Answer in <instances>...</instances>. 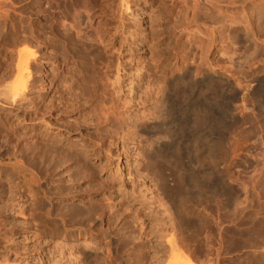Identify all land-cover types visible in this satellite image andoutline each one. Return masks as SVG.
Returning <instances> with one entry per match:
<instances>
[{
    "label": "rangeland",
    "instance_id": "374dc122",
    "mask_svg": "<svg viewBox=\"0 0 264 264\" xmlns=\"http://www.w3.org/2000/svg\"><path fill=\"white\" fill-rule=\"evenodd\" d=\"M70 1L39 0L36 24L29 6H17L10 19L17 28L0 42V264L32 250V264H70L71 246L95 247L101 227L87 228L76 213L74 228L70 206L102 197L116 211L118 229L109 234L118 249L107 246L105 257L117 264H264V0H130L128 10L121 0H86L94 24L70 11ZM95 30L109 33L103 52L89 40ZM78 31L88 35V66L71 52ZM123 36L132 37L124 52L131 73H146L135 81L138 96L155 93L164 78L170 99L150 122L159 132L140 131L124 147L126 130L104 119L117 103L109 84ZM96 83L98 92L110 88L95 92ZM146 106L139 108L152 112L154 101ZM70 149L100 166L93 171L105 183L100 195H89V183L70 170ZM5 240L24 254L7 259Z\"/></svg>",
    "mask_w": 264,
    "mask_h": 264
},
{
    "label": "bare ground",
    "instance_id": "6f19581e",
    "mask_svg": "<svg viewBox=\"0 0 264 264\" xmlns=\"http://www.w3.org/2000/svg\"><path fill=\"white\" fill-rule=\"evenodd\" d=\"M84 1H86V0H72V2L70 1V11H72L73 9H75L74 10V13H76V14H78L80 11H82V13H84V19H86L87 18V20H88V22L90 23V24H92L93 23V18H94V16L96 15V14H94L93 12V14H91L90 13V8H89V5H87L86 4V2H84ZM50 2V1H49ZM88 2V1H87ZM90 2V1H89ZM88 2V3H89ZM101 2H103V1H101ZM98 3V2H97ZM119 3V2H118ZM130 0H121V4H122V7H125V9H129L130 8ZM94 4V3H93ZM115 4V3H114ZM97 5H99V4H97ZM105 5V4H104ZM25 7V6H29L30 7V9H31V11H32V16H33V23L34 24H36V22H37V18H38V15H39V10H40V2H39V0H0V42H4L8 37H9V33H8V29L10 28V26L11 27H14L16 24H14L13 22H11L10 23V19H11V17L13 16L12 15V11L11 10H14V9H16V7ZM54 7V6H53ZM97 7V6H96ZM103 7V6H102ZM120 7V6H119ZM93 8V7H92ZM110 10V9H109ZM118 10V9H117ZM84 11V12H83ZM95 11V10H94ZM102 11V10H101ZM103 12V11H102ZM80 14V16H81V12L79 13ZM131 14V13H130ZM83 15V14H82ZM110 15V14H109ZM107 16V15H106ZM97 17V16H96ZM79 18H82V16L81 17H79ZM193 18H195V17H193ZM101 19H103V18H101ZM107 19V18H106ZM78 20V22L80 21V19H77ZM117 20V19H116ZM123 20V19H122ZM76 21V20H75ZM75 21H74V23H75ZM87 22V21H86ZM104 22V21H103ZM134 22V21H133ZM120 23V22H119ZM126 23V22H125ZM11 24V25H10ZM94 24V23H93ZM107 24V23H106ZM122 24V23H121ZM124 24V23H123ZM136 24V23H135ZM13 25V26H12ZM17 25H19V24H17ZM100 25V24H99ZM125 25V24H124ZM124 25H122V26H124ZM37 26V25H36ZM79 26H80V24H79ZM78 26V27H79ZM86 26V25H85ZM101 26V25H100ZM100 26L97 28V30L100 28ZM126 26V25H125ZM75 27V26H74ZM97 27V26H96ZM17 28V26H15V29ZM71 28V27H70ZM90 28L91 29H93L91 26H90ZM102 28V27H101ZM91 29L89 30V31H91ZM107 29V28H106ZM79 30V29H78ZM80 30H81V28H80ZM95 30L96 32H94V36H95V39H89V40H91L92 42H93V40H95L96 41V45H98V46H94L97 50H103L104 49V47H105V39H106V36L109 34V33H103V34H100V33H98V31L100 30ZM109 30V29H108ZM85 31V30H84ZM82 32V31H81ZM80 31H78L77 32V35L76 36H78V37H75V38H72V36L70 35V40L72 41L71 42V44H73V49H72V53H73V56L74 57H79L80 58V60L82 61V63H83V65H85V66H88V63L90 62V61H93V60H90L89 59V57H88V55L90 54V52L91 51H89V50H91V49H87L86 48V46L83 44V43H85V42H83L82 40H85L84 38L86 37V39L88 38V35L87 36H85L84 35V38H82V37H80L79 35H80V33H81ZM102 32V31H101ZM120 32V31H119ZM136 32V31H135ZM11 33V32H10ZM116 33H117V31H116ZM126 33V32H125ZM152 33V32H151ZM150 33V34H151ZM160 33V32H159ZM73 34V33H72ZM15 35V34H14ZM103 35H104V37H103ZM111 35V34H110ZM114 35V34H113ZM113 35H111V36H113ZM115 36V35H114ZM113 36V37H114ZM131 36L129 37V36H123V38H122V40H121V42H120V49L118 50L119 51V59H118V61L116 62V67H115V72H116V75L114 76V79L112 80V82L110 83V81L109 80H107L109 83V86L111 87V91L115 94V96H116V101H117V103H114V104H112L111 103V107H110V110L108 111V114H106V116H104L105 118L104 119H106V121L107 122H112V123H117V126H119V128L118 129H120L121 131L122 130H126V133H125V131H124V133H125V136H123L122 137V139H121V144L123 145V147H124V144H125V142L127 143V141L129 140V139H133V136L134 135H136L137 133H139L140 131H144V132H146L147 134L148 133H154L155 132V130H158V128H161V124L160 125H153V123H150L151 121H155V117H157V116H155V114H162V110H163V108H164V103L166 104V100H167V103H170V99H167V96H165L166 95V90H167V88H165L164 87V85H163V79H161V78H159V83L157 84V82H156V92L154 93V92H152L151 90H149V91H146L145 92V94H146V96L145 97H140V96H138L139 94L138 93H140V92H137L138 90H137V88H138V86H135V81L137 80V81H142V80H144L145 78H146V73H141V75H140V73H139V75H133L131 72V70L132 69H130L129 68V66H131V64H132V62H130L129 60H125V57H126V54L124 53L125 52V50H126V48L125 47H127L128 45H129V43L131 44ZM21 39V38H20ZM18 40V41H20V42H23L24 41V39H22V40ZM26 39V38H25ZM29 41V40H28ZM86 41V40H85ZM111 42V41H110ZM112 42H113V40H112ZM86 44V43H85ZM103 45V46H102ZM110 45V44H109ZM72 46V45H71ZM90 46V45H89ZM101 46V47H100ZM122 47H124V49L122 50ZM107 48V47H106ZM105 48V49H106ZM93 49V48H92ZM88 51H89V54H88ZM105 51V50H104ZM92 52H94V51H92ZM103 52V51H102ZM100 53V52H99ZM115 53V52H114ZM113 53V54H114ZM93 54V53H92ZM101 54V53H100ZM85 55H87V56H85ZM23 55L22 54H20V57H22ZM94 56V55H93ZM102 56V55H101ZM104 57V56H103ZM110 57V56H109ZM92 58V57H91ZM108 58V57H107ZM111 58V57H110ZM23 59V58H22ZM93 59V58H92ZM105 59V58H104ZM31 60V59H30ZM29 60V61H30ZM90 60V61H89ZM114 60V59H113ZM139 61V60H138ZM26 63V69L25 70H27L28 71V73H30V71L28 70V66H29V62L28 61H26L25 62ZM81 63V62H80ZM111 63V62H110ZM113 63H114V61H113ZM151 63V62H150ZM97 64V63H96ZM152 64V63H151ZM82 65V64H81ZM98 67V66H97ZM114 67V66H113ZM107 68V67H106ZM110 68V67H109ZM183 68V67H182ZM84 69V68H83ZM104 69V68H103ZM112 69V68H111ZM24 70V71H25ZM86 70V69H85ZM82 71V70H81ZM91 72V71H90ZM23 73V72H22ZM27 73V72H26ZM25 73V74H26ZM31 74V73H30ZM85 74V73H84ZM94 74V73H93ZM93 74H91L92 76H93ZM179 76V75H178ZM85 77V76H84ZM95 77V76H94ZM25 78H27V77H25ZM28 78H29V76H28ZM87 78H88V76H87ZM166 78V77H165ZM179 78H181V77H179ZM178 78V79H179ZM184 78V77H183ZM30 79V78H29ZM177 79V80H178ZM211 79V78H210ZM22 80L24 81V79H23V76H22ZM26 80V79H25ZM28 80V79H27ZM27 80H26V82H25V86H24V90H26V88H27ZM78 80H79V78H78ZM81 80H83L82 79V77H81ZM85 80V79H84ZM111 80V79H110ZM165 80V79H164ZM203 80V79H202ZM207 80V79H206ZM106 81V80H105ZM183 81V80H182ZM84 82V81H83ZM153 82V81H152ZM73 83V82H72ZM85 83V82H84ZM84 83H82V84H80V85H85ZM89 83V82H88ZM87 83V84H88ZM97 83H98V81H97ZM97 83H96V85L95 86H92L93 87V90L96 88L97 90H98V88L100 87V86H102V84H99L98 83V85H100V86H97ZM105 83V82H104ZM175 83V82H174ZM86 84V85H87ZM95 84V83H94ZM148 84V83H147ZM181 84V83H180ZM233 84V83H232ZM24 85V83L22 84V86ZM85 85V86H86ZM90 86H91V84H89ZM93 85V84H92ZM136 85H138V84H136ZM89 86V88L88 89H90V90H92V87H90ZM108 86V88H110ZM73 87V86H72ZM88 87V86H87ZM95 87V88H94ZM127 87L129 88L128 90H127ZM149 87H150V85H149ZM149 87H147V89H149ZM168 87V86H167ZM82 88V87H81ZM84 88H86V87H84ZM104 88V87H103ZM107 88V87H106ZM108 88L106 89V90H104V91H107L108 90ZM77 89V88H76ZM95 89V90H96ZM147 89H145V90H147ZM154 89V88H153ZM171 89H172V87H171ZM78 90H79V88H78ZM83 90H86V89H82L81 91H83ZM93 90H92V92H93ZM95 91V92H98V91ZM103 90V89H102ZM102 90H99L100 92L102 91ZM104 91H102V92H104ZM110 91V92H111ZM126 91H129L128 93H129V96H128V98H127V96H125V92ZM169 91H170V89H169ZM80 92V91H79ZM87 92V91H86ZM100 92H98V93H100ZM109 92V91H108ZM88 93V92H87ZM90 93V92H89ZM94 93V92H93ZM105 93V92H104ZM169 93V92H168ZM167 93V94H168ZM194 93H195V90H193L192 92H191V94H193L192 96L195 98V96H194ZM81 94H83V93H81ZM95 94H97V93H95ZM94 94V95H95ZM103 94V93H102ZM172 94V93H171ZM173 94H175V93H173ZM190 94V95H191ZM12 95V94H11ZM90 95V94H89ZM89 95H87V96H89ZM106 95V94H105ZM152 95H154V97L152 96ZM104 96V95H103ZM170 96V95H169ZM173 96V95H172ZM180 97V96H179ZM193 97H190L189 99L190 100H195ZM138 98V100L136 101V99ZM193 98V99H192ZM77 99V98H76ZM163 99H165V101L163 100ZM172 100V99H171ZM76 101V100H75ZM74 101V102H75ZM92 101V100H91ZM150 101L152 102V101H154V106H155V108H154V110H152V112H150L149 110H147V112H144V111H146V110H143L142 108H145V106L147 105V104H149L150 103ZM174 101V100H173ZM17 102V101H16ZM81 102V101H80ZM113 102V101H112ZM185 102V101H184ZM195 102V101H194ZM72 103V102H71ZM91 103V102H90ZM101 103V102H100ZM189 103V102H188ZM190 103H193V102H190ZM197 103V102H196ZM98 104V103H97ZM102 104V103H101ZM119 104V105H118ZM152 104V103H151ZM181 105V104H180ZM102 106V105H101ZM139 106H141L140 108L143 110V112H142V110H141V115L140 116H137V115H139L138 114V112L137 111H140V108H139ZM175 106V105H174ZM147 107V106H146ZM180 107V106H179ZM100 108V107H99ZM135 108H139V109H135ZM134 109V110H133ZM147 109V108H146ZM95 110V109H94ZM101 111V110H100ZM149 111V112H148ZM90 112V111H89ZM102 112V111H101ZM103 113H104V111H103ZM106 113H107V110H106ZM83 114V113H82ZM94 114V113H93ZM105 114V113H104ZM137 114V115H136ZM182 114V113H181ZM100 116V115H99ZM99 118V117H98ZM159 118V117H158ZM161 118H163V117H161ZM160 119V118H159ZM191 119V118H190ZM158 120V119H157ZM105 121V123H107ZM160 121V123H161V119L159 120ZM158 121V122H159ZM163 122H164V120H163ZM162 122V123H163ZM194 122V121H193ZM89 123V122H88ZM156 124V123H155ZM158 124V123H157ZM112 125V124H111ZM164 125H165V122H164ZM195 125V124H194ZM166 126H168V125H166ZM165 126V127H166ZM99 127V126H98ZM163 127V129H164V126H162ZM170 127V126H169ZM177 127V126H176ZM118 129H116V130H118ZM167 129H168V127H167ZM119 131V130H118ZM120 131V132H121ZM191 131V130H190ZM114 132H116V131H114ZM113 132V133H114ZM123 132V131H122ZM143 132V133H144ZM158 132H159V130H158ZM119 133V132H118ZM156 133V132H155ZM154 133V134H155ZM190 133V132H189ZM115 134V133H114ZM112 135V134H111ZM139 135V134H138ZM180 135V134H179ZM116 136V135H115ZM135 137V136H134ZM143 137V136H142ZM147 137V136H146ZM198 137V136H197ZM145 138V137H144ZM189 138V137H188ZM119 139V140H120ZM151 139V138H150ZM110 140V139H109ZM135 140V139H134ZM133 140V141H134ZM145 141H148V140H145ZM120 143V142H119ZM140 143H142V141L140 142ZM173 143V142H172ZM175 144V143H174ZM154 145V144H153ZM115 146V145H114ZM32 147V146H31ZM40 147V146H39ZM54 147V146H53ZM160 147V146H159ZM44 148V147H43ZM55 148V147H54ZM53 148V149H54ZM38 149V148H37ZM73 149V148H72ZM157 149H159V148H157ZM49 150V149H48ZM47 150V151H48ZM56 150V149H55ZM166 150V149H165ZM56 151H58V150H56ZM144 151V150H143ZM29 152V151H28ZM49 152V151H48ZM52 152V151H51ZM40 153V152H39ZM110 153V152H109ZM29 154V153H28ZM40 154H42V153H40ZM44 154V153H43ZM49 154V153H48ZM51 154V153H50ZM57 155V154H56ZM62 155V154H61ZM102 155V154H101ZM29 156V155H28ZM44 156V155H43ZM42 156V157H43ZM111 157H113L112 155H110ZM132 156V155H131ZM39 157V156H38ZM37 157V158H38ZM45 157V156H44ZM48 157V156H47ZM52 157H53V155H52ZM55 157V156H54ZM99 157V156H98ZM116 157H117V155H116ZM125 157V156H124ZM33 158V157H32ZM40 158V157H39ZM70 168H72V169H70V170H72L73 171V169H74V174L76 175V178H78L79 180H85V183H89L88 185V188H87V186H86V188L88 189V190H90V193H89V195H100L101 193H102V191H103V189L102 188H105V187H103V186H105V183L104 182H102L100 179V177L99 176H97L96 174H94V172L93 171H97L98 170V166L99 165H97V167H96V165H93V163L91 164L89 161H87V160H85L84 158H85V156L83 157L81 154H79L77 151H74V150H71L70 149ZM105 158V157H104ZM119 158V157H118ZM35 159V158H34ZM42 159V158H41ZM46 159V158H45ZM63 159V158H62ZM145 159V158H144ZM68 160V159H67ZM118 160V159H117ZM133 160V159H132ZM32 161V160H31ZM42 161V160H41ZM51 159H50V164H51ZM60 161V160H59ZM107 161H109V160H107ZM106 161V162H107ZM140 161V160H139ZM39 162V161H38ZM46 162V161H45ZM48 162V161H47ZM63 162V161H62ZM105 162V161H104ZM55 163V162H54ZM59 163V162H58ZM99 163V162H98ZM109 163V162H108ZM111 163V162H110ZM113 163V162H112ZM129 163V162H128ZM143 163V162H142ZM167 163V162H166ZM48 164V163H47ZM68 164V163H67ZM97 164V163H96ZM103 164V163H102ZM105 164V163H104ZM107 164V163H106ZM115 164V163H114ZM109 165V164H108ZM107 165V166H108ZM111 165V164H110ZM109 165V166H110ZM144 165H146V164H144ZM35 166L37 167V165L35 164ZM38 166H39V163H38ZM55 166V165H54ZM65 166V165H64ZM102 166V165H101ZM119 166V165H118ZM124 166V165H123ZM147 166V165H146ZM153 166V164L151 165V167ZM50 167V166H49ZM149 167H150V165H149ZM99 168H100V166H99ZM129 168V167H128ZM158 168V167H157ZM44 169H45V167H44ZM106 169V168H105ZM133 169V168H132ZM150 169V168H149ZM160 169V168H159ZM41 170V169H40ZM47 170V169H46ZM53 170H56V168H53ZM100 170V169H99ZM102 170V169H101ZM120 170V169H119ZM145 170V169H144ZM151 170V169H150ZM88 171H91L90 173H92V174H94V175H92V176H88L87 175V173H88ZM117 171H118V168H117ZM123 171V170H122ZM51 172H52V170H51ZM99 172V171H98ZM129 172V171H128ZM44 173H45V171H44ZM46 173H47V171H46ZM96 173V172H95ZM119 174V177L117 176V174H116V176H117V179L119 180H124L125 179V177H126V175L124 174V172H118ZM132 173V172H131ZM51 174V173H50ZM55 174V173H54ZM157 174H158V172H157ZM40 175V174H39ZM43 175V174H42ZM48 175V174H47ZM52 175V174H51ZM99 175V174H98ZM46 176V175H45ZM74 176V175H73ZM37 178V177H36ZM51 178V177H50ZM73 179H74V177H73ZM78 180V181H79ZM104 180V179H103ZM38 181V180H37ZM41 181V180H40ZM101 181V182H100ZM106 181V180H105ZM77 183V182H76ZM56 185V184H55ZM39 186V185H38ZM57 186V185H56ZM85 188V189H86ZM177 188V187H176ZM52 189H53V187H52ZM42 190V189H41ZM72 190V189H71ZM109 190H110V187H109ZM40 191V190H39ZM41 192V191H40ZM43 193H44V191H42ZM76 192H79V191H76ZM87 192V191H86ZM175 192V191H174ZM38 194H40V193H38ZM87 194H88V192H87ZM42 195V194H41ZM77 195V194H76ZM43 196H44V194H43ZM45 196H47V194H45ZM44 196V197H45ZM38 197H39V195H38ZM41 197V196H40ZM102 199H103V197H102ZM102 199H99V200H96L95 201V203H92V204H84L83 206H81V207H72V206H70L71 208H72V211H73V214L71 215V217H70V222L72 223V226L75 228V224L78 222L77 220H76V217H77V215H75L76 213L78 214V216H80V218H81V216L83 217V218H81L82 219V223L83 224H85V225H87V228H88V225H93L95 222H99L100 224H101V227L100 228H98L95 232H96V236L93 238L94 240L96 239V243H95V247H89V246H84V247H79V245L77 246L76 244L75 245H73V246H71V248H70V264H105L106 263V261H110V263L111 264H117V262H116V260H115V258H111V257H108V259H107V256L105 257V250L107 249L106 247L107 246H110V247H112L113 248V250H117L118 248H117V245H116V240H115V237L114 236H111L110 234H109V231H112L113 232V230H117L118 228L117 227H114L115 225H116V223L118 222V221H115L114 219H116V216H114V214L116 213V211H114V208L113 207H111V206H107L106 204H105V202L103 203L102 202ZM180 199V198H179ZM41 200H43L42 199V197L40 198V203L38 202L39 201V198H38V203L39 204H41ZM36 202V203H37ZM90 202V201H89ZM38 204V205H39ZM75 205V204H74ZM111 205V204H110ZM41 208V206L39 207V209ZM43 208V207H42ZM74 208V209H73ZM130 208V207H129ZM41 210V209H40ZM71 210V209H70ZM107 210L109 211V212H107ZM113 211V212H112ZM110 212H112V213H114V214H111ZM42 213V212H41ZM108 213H110L109 215V217L107 216L108 215ZM45 215H47V214H42V216L44 217ZM121 216V215H120ZM143 217H142V219H141V223H142V230L144 231V233L143 234H145V237H148V238H150V236L147 234V232H146V228L148 227V225H150L149 223L147 224V222L149 221L150 222V220H152L151 219V216H149L148 214H146V215H142ZM122 217V216H121ZM44 219H45V217H44ZM79 219V218H78ZM106 219L108 220V223H110L109 224V227L107 228V229H105V231L103 232V227H105V222H107L106 221ZM47 220V219H46ZM122 221V220H121ZM52 224V223H51ZM2 225V223H1V221H0V226ZM71 225V224H70ZM84 226V225H83ZM118 226V225H117ZM146 226V228L144 229V227ZM51 227H53L52 225H51ZM85 228V227H84ZM117 228V229H116ZM86 229V228H85ZM91 229V228H90ZM89 230V229H88ZM74 231V230H73ZM72 232V231H71ZM87 231H81V234L82 233H86ZM75 233L76 232H72V234H71V236H70V238L71 239H73L74 238V235H75ZM93 233V232H92ZM104 234H106L105 236L107 237V235H109L108 237L109 238H111L110 239V242L111 241H113V244H112V242L111 243H107V244H105L104 243V241L105 240H103L102 239V237H104ZM93 237V236H92ZM77 238V237H76ZM135 239V238H134ZM150 240V239H149ZM129 242V241H128ZM138 242V241H137ZM4 243L6 244V253H7V255H4L7 259H10V257L11 256H15V258L17 257V256H22L24 253H22V249H20L19 250V248H18V246L19 245H17V244H14V243H10L8 240H5L4 241ZM42 243L43 242H41V241H39V244H40V246H38V247H35V249H37V248H39V247H41V249L43 250V247H42ZM171 245V244H170ZM123 246V245H122ZM135 246V245H134ZM151 246V245H150ZM172 246H174V245H171V248H172ZM175 247V246H174ZM17 248H18V250H17ZM106 248V249H105ZM40 249V248H39ZM119 249L122 251V247H119ZM174 249L175 248H172V250L174 251ZM154 250V249H153ZM171 250V251H172ZM177 250V249H176ZM21 251V252H20ZM32 251H34V250H32ZM32 251L30 252V254H27L28 255V258H24V260L23 261H21V260H19V259H15L14 260V264H32V261H33V253H32ZM11 254V255H10ZM64 255V254H63ZM142 255V254H141ZM143 256V260H147L148 258H146L144 255H142ZM140 257V256H139ZM18 258V257H17ZM62 258V261L65 259V257H61ZM21 259V258H20ZM67 259V258H66ZM61 261V262H62ZM150 261V260H149ZM60 262V263H61ZM135 264H142V263H138V262H135ZM182 264V263H181Z\"/></svg>",
    "mask_w": 264,
    "mask_h": 264
}]
</instances>
